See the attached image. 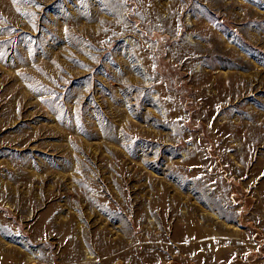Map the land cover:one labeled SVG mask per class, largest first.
Returning a JSON list of instances; mask_svg holds the SVG:
<instances>
[{"label":"rangeland","instance_id":"obj_1","mask_svg":"<svg viewBox=\"0 0 264 264\" xmlns=\"http://www.w3.org/2000/svg\"><path fill=\"white\" fill-rule=\"evenodd\" d=\"M0 264H264V0H0Z\"/></svg>","mask_w":264,"mask_h":264}]
</instances>
